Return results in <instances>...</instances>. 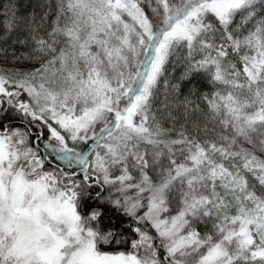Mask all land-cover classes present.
Here are the masks:
<instances>
[{
    "label": "snow or ice",
    "instance_id": "6c2138e0",
    "mask_svg": "<svg viewBox=\"0 0 264 264\" xmlns=\"http://www.w3.org/2000/svg\"><path fill=\"white\" fill-rule=\"evenodd\" d=\"M0 264H264V0H0Z\"/></svg>",
    "mask_w": 264,
    "mask_h": 264
},
{
    "label": "trees",
    "instance_id": "16d2710c",
    "mask_svg": "<svg viewBox=\"0 0 264 264\" xmlns=\"http://www.w3.org/2000/svg\"><path fill=\"white\" fill-rule=\"evenodd\" d=\"M105 223H107V220H105Z\"/></svg>",
    "mask_w": 264,
    "mask_h": 264
}]
</instances>
